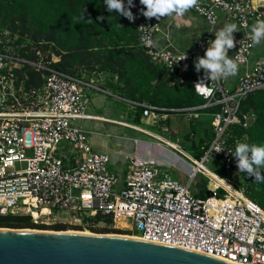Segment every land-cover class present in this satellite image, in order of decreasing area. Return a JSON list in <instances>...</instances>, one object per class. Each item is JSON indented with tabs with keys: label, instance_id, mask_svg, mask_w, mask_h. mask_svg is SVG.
Masks as SVG:
<instances>
[{
	"label": "built area",
	"instance_id": "1",
	"mask_svg": "<svg viewBox=\"0 0 264 264\" xmlns=\"http://www.w3.org/2000/svg\"><path fill=\"white\" fill-rule=\"evenodd\" d=\"M191 10L208 28L194 48L185 51H170L158 44L163 17L148 19L140 11L133 22L137 42L150 62L180 80L196 71L194 61L215 39L220 15L239 29L233 33L236 44L232 58L245 69L235 86L227 89L222 79H206L213 92L209 96L199 94L194 86L204 76L201 69L202 76L194 79L192 86L204 103L175 109L192 118H198L201 109H212L206 115L213 136L200 158L163 135L134 127L188 165L187 182L158 165L133 160L117 188L120 179L110 169L109 155L95 151L86 131L74 123L88 117L87 88L107 92L94 84L97 73L75 75L54 68L51 61L59 58L53 54L50 60L42 52H36L34 59L27 57L21 52L26 44L15 49V37L0 29V215H30L36 223L44 217L77 214L87 219L100 214L110 219L108 227L126 232L124 235L203 252L233 264H264V209L232 185H212L203 195L190 190L197 176H206L211 183L205 164L209 157H231L232 148L224 138L228 128L248 127L255 118L251 112H242L240 105L249 93L264 88V56L246 69L254 46L251 28L264 20V11L252 0H199ZM184 55L187 59L181 60ZM23 65L40 72V86L26 87L23 81L18 82L15 70ZM117 97L130 102L134 109L141 108L142 120L151 123L162 120V113L169 110ZM120 218H130L131 224L125 227Z\"/></svg>",
	"mask_w": 264,
	"mask_h": 264
},
{
	"label": "trees",
	"instance_id": "2",
	"mask_svg": "<svg viewBox=\"0 0 264 264\" xmlns=\"http://www.w3.org/2000/svg\"><path fill=\"white\" fill-rule=\"evenodd\" d=\"M135 7L131 10L136 16L144 8L139 0H133ZM127 0H125V4ZM18 12L21 25L15 23L14 13ZM102 17L103 19H98ZM0 29L7 26L20 36H28L31 41L25 45L22 54L32 59L36 52L42 51L50 60L51 54L59 58L51 65L59 70L81 75L107 72L111 79L117 75L115 87L122 89V97L138 102H147L174 112L175 109L192 107L204 103L201 96L195 93L192 81L202 76L201 73L191 71L181 80L177 76L168 75L166 70L150 62L147 54L137 42L134 24L116 12H108L104 0H0ZM2 30V29H1ZM22 39L19 38L18 42ZM35 48H32V47ZM18 82L25 86H40L42 78L40 72L30 65H23L16 69ZM242 112H251L254 120L248 127L233 125L226 131V144L231 146L232 152L241 141L237 137L245 136L244 143L264 146V88L249 93L240 105ZM212 109H201L200 112L209 113ZM142 109L136 107L133 120L139 122ZM213 136L209 129L195 148V158L203 155L204 149ZM234 136V137H229ZM238 142V143H236ZM236 164V158L231 155ZM264 175V169L261 170ZM245 194L257 202L264 209V180L244 173ZM205 191H200L203 195ZM93 223L104 220L107 225L99 228L92 224L88 229L101 232L110 224V219L96 214L87 217ZM86 220V219H85ZM0 227L38 228L52 230H67V223L58 222L52 226L35 223L30 215L1 214ZM112 229V228H111ZM119 232V231H118Z\"/></svg>",
	"mask_w": 264,
	"mask_h": 264
},
{
	"label": "crops",
	"instance_id": "3",
	"mask_svg": "<svg viewBox=\"0 0 264 264\" xmlns=\"http://www.w3.org/2000/svg\"><path fill=\"white\" fill-rule=\"evenodd\" d=\"M252 2L264 11V0H252ZM225 24L228 23L223 20L222 15H220V20L215 26V29L219 30V28L223 27V25ZM207 28L208 27L205 21L192 10H189L182 16L172 14L163 17L162 23L160 25V30L157 33V41L160 46L170 51H185L194 48L196 42L200 39L201 35L207 30ZM262 46L264 47V40H262L260 44L253 46L250 53V59L248 63L249 65L246 69H249L257 58L264 56ZM228 55L230 58H232L233 49L229 50ZM244 69L245 67H242V69L239 67L238 73L235 76L222 78L223 85L225 86V84H227L230 87L229 89L233 88L238 77L244 72ZM101 75H106V80L97 82L105 84L107 87L115 91L114 94H116L117 96L122 95L118 89L120 85H117V88L115 87L116 84H114V82H116L117 79H114V76L113 79H111L110 74H108L107 72H101L95 75V79L99 78ZM95 79L94 82L96 81ZM128 100L134 101L131 99ZM122 101L131 106L130 112H125V117H127L128 120L114 117L113 110H110L109 108L105 109V114H103L101 111L95 112L94 105L89 104V108H87L86 110V114L88 115V117L80 118V120L90 121L91 125L88 128L86 126H81L78 124L76 125L86 131L88 142L91 147L95 151L104 152L109 155L110 164L116 169V172L120 179H123L125 173L129 169V167H131V161L134 160L139 164L153 163L160 166V168H165L163 170L171 169L175 174L174 177L179 178L181 181H185L184 177L187 175V171L189 170L188 165L184 161H182L179 156L173 154L168 148L160 145L157 140H155V142L150 141L149 137L153 138L152 136L140 132L136 128L143 127L144 129L152 133V135H163L170 142L176 143L178 147L184 152L186 151L181 148L180 145H184L185 137L186 139L189 138L188 133L185 132L183 138L181 137V135H179L178 129H171L170 125L167 126L162 122L169 119V113H171L168 112L169 110L162 113V115H165V117L162 120H159L157 123H151V121L147 119L142 120L141 117L139 122L137 123L133 120L134 108L132 107V104L125 100ZM99 109L101 108L99 107ZM206 113L207 112H204L205 115L203 113H199V117L193 119L196 120L205 117L209 121L208 115H206ZM185 114L188 118L192 119V117L187 112H185ZM114 125L122 126L128 129L130 132L128 133L125 129H123V131L117 133L114 129ZM144 125L151 126L155 128L156 131L145 128ZM136 133H138L139 135ZM200 139L198 140L197 144L192 143L190 145V148H193V145L198 146ZM155 152L163 153L167 155L168 158H161L159 155L155 154ZM200 177L203 178L202 176H197V179H200ZM197 179H195L196 182ZM205 185L207 186V183Z\"/></svg>",
	"mask_w": 264,
	"mask_h": 264
},
{
	"label": "water",
	"instance_id": "4",
	"mask_svg": "<svg viewBox=\"0 0 264 264\" xmlns=\"http://www.w3.org/2000/svg\"><path fill=\"white\" fill-rule=\"evenodd\" d=\"M0 264L233 263L203 252L124 234L0 227Z\"/></svg>",
	"mask_w": 264,
	"mask_h": 264
},
{
	"label": "rangeland",
	"instance_id": "5",
	"mask_svg": "<svg viewBox=\"0 0 264 264\" xmlns=\"http://www.w3.org/2000/svg\"><path fill=\"white\" fill-rule=\"evenodd\" d=\"M141 11V10H140ZM140 11H137L140 12ZM18 12L14 13V18H15V23L18 25H21L20 19L18 18ZM133 23V22H132ZM1 27V26H0ZM5 32L9 33L11 36L15 37L14 47L17 49L18 45L21 44V42H18V39L21 38L22 43L28 44L31 39L27 36H20L19 32H13L11 31L7 26H2L1 28ZM32 48H35L34 46ZM262 51H264V47L262 46ZM42 52V51H40ZM47 55L46 53H44ZM52 55V54H51ZM241 69L242 67L239 66ZM86 75V74H85ZM106 75H101L99 78L95 79L96 81L94 82L95 85H98L102 88H104L107 92H102L97 89H92V88H87L86 92L89 96V104H93L95 107V112L101 111L103 114H105V109L109 108L110 110H113V116L116 118H121L128 120L127 117H125V112L128 113L130 112V105L125 103L124 101L120 100L116 94H114L115 91L107 87L105 84L97 82V81H104ZM226 88H230L229 85L225 84ZM232 89V88H231ZM122 91V89H119ZM89 106V105H88ZM99 107L101 109H99ZM89 108V107H88ZM209 118V117H208ZM205 117H202L201 119H191L188 118L185 112H171L169 113V119L162 121L164 124L167 126L170 125L171 129H178L179 135L184 138V133H188L189 138L184 139V145H180L181 148H183L187 153L192 154L195 156V148H190V145L192 143L197 144L198 140L200 138H204L205 134H208V131L210 129V124L209 121ZM75 124L81 125V126H86L87 128L91 125L90 121H83L80 119L75 120ZM93 123V122H92ZM145 128L151 129L153 131H156L155 128L144 125ZM111 129V128H110ZM114 129L116 130L117 133H120L125 129L128 133L130 132L128 129L122 127V126H116L114 125ZM132 132V131H131ZM192 133V134H191ZM138 134V133H136ZM227 134V133H226ZM224 135L225 140L228 138V136ZM139 135V134H138ZM229 137H234V136H229ZM172 138V137H170ZM235 140H238V142L244 143L245 141V136L242 138H237L235 137ZM150 141H154L155 139L150 138ZM206 139V138H204ZM236 142V143H238ZM63 146L66 148H70V145L67 142H62L61 143ZM231 147V146H230ZM155 154L159 155L161 158H168L167 155L160 153V152H155ZM232 155V154H231ZM206 166L210 169L208 170L211 174L216 175L217 179L222 182V184L226 185L227 188H230L229 186L232 185L235 189H238L240 191H243L245 193V184L243 182V172H239L237 168V163L233 161V159L230 157L228 160H225L222 157H209L208 160L205 162ZM110 169L114 171L116 174V169L111 166L110 164ZM165 169V168H162ZM167 170V169H166ZM169 170V171H168ZM167 171L171 174V176H175L174 172H172L171 169H168ZM118 175V174H117ZM185 181H188L187 175L184 177ZM206 176L203 178L200 177V179L194 180L192 183H190V190L193 194H199V191L203 190L207 192V190L210 189V180H206ZM120 179V178H119ZM207 181V186L205 185ZM122 185V179H120L119 183L116 185L117 188H120ZM202 187V188H201ZM221 189V188H220ZM222 191V190H220ZM205 192V193H206ZM84 217L77 215V214H71V215H64V216H56L55 218L51 219H46V217L39 218L36 223H43L48 226H52L54 223L58 222H64L67 223L69 227H81L82 231H90L87 227L88 225H93L95 227H105L107 223L104 220H100L96 223H93V221H90L89 219H83ZM124 225L125 227H128L131 224L130 218H120L118 219ZM77 230L74 228H68V230ZM134 229V228H133ZM80 230V229H78ZM136 233L139 231L134 229ZM92 232V231H90ZM97 233H117V234H127L126 232L123 231H115L111 228H104L101 232Z\"/></svg>",
	"mask_w": 264,
	"mask_h": 264
},
{
	"label": "clouds",
	"instance_id": "6",
	"mask_svg": "<svg viewBox=\"0 0 264 264\" xmlns=\"http://www.w3.org/2000/svg\"><path fill=\"white\" fill-rule=\"evenodd\" d=\"M104 2L108 12H116L131 22L135 21L136 16L131 10L135 7L133 0H127L126 4L125 0H104ZM139 2L144 6L141 9L142 15L145 18L157 20L172 14L182 16L199 4V0H139ZM98 19L102 20L103 18L99 17ZM236 31L239 29L234 23L223 25L218 31H215V39L210 40L211 43L208 42L209 46L204 55L197 57L194 61L196 72L199 73L201 69L204 72V76L200 77L194 86L197 93L205 96L212 94L213 89L205 83L206 79L218 81L238 73V63L228 55L229 50L235 47L236 41L233 33ZM251 33L253 45L260 44L264 40V20H258L252 26ZM183 59H187V56L184 55L181 60ZM231 153L236 158L239 172L253 176L257 181L264 180V175H261V170L264 169V146L238 143L235 151Z\"/></svg>",
	"mask_w": 264,
	"mask_h": 264
},
{
	"label": "bare ground",
	"instance_id": "7",
	"mask_svg": "<svg viewBox=\"0 0 264 264\" xmlns=\"http://www.w3.org/2000/svg\"><path fill=\"white\" fill-rule=\"evenodd\" d=\"M207 170H208V169H207ZM208 172H209V171H208ZM208 174H209L210 177H211V183H210V186H212V185L214 186L215 184H221V185H223L224 187L227 188L226 185L222 184V182H220V181L217 179L216 175L211 174L210 172H209ZM120 224H122V223L120 222Z\"/></svg>",
	"mask_w": 264,
	"mask_h": 264
}]
</instances>
